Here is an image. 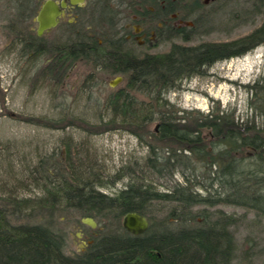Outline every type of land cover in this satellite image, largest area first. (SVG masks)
<instances>
[{"label":"trees","instance_id":"obj_1","mask_svg":"<svg viewBox=\"0 0 264 264\" xmlns=\"http://www.w3.org/2000/svg\"><path fill=\"white\" fill-rule=\"evenodd\" d=\"M191 30L172 33L189 41ZM98 42L81 34L74 54L67 43L46 68L64 75L74 64L87 61L113 76L123 75V86L102 104L101 120L79 121L92 134L123 130L135 135L147 149L145 162L140 169L127 165L105 175L106 169L98 171L80 157L84 149L79 146L88 143L77 145L67 136L62 139L65 155L55 151L51 161L43 160L34 169L27 166L30 180L18 178L11 164L14 182L0 192V264H233L236 240L230 228L247 213L228 214L219 206L254 210L264 219V74L251 85L252 118L243 121L231 108L185 110L178 115L180 109L170 102L169 93L219 61L264 46V20L233 42L173 45L167 54L143 58L116 41L103 46ZM37 44L34 40L28 45V52L38 53L31 61L56 54L46 41L43 48ZM36 120L62 130L75 125L70 116ZM178 171L183 180L165 188L146 176L150 172L171 180ZM125 178L128 183L118 192L103 191ZM35 189L42 194L24 192ZM155 203L167 210L160 220L151 215ZM70 210L97 218L105 228L75 255L66 253L68 234L60 221L68 219ZM131 211L149 217L146 233L134 235L124 229L123 217Z\"/></svg>","mask_w":264,"mask_h":264},{"label":"rangeland","instance_id":"obj_2","mask_svg":"<svg viewBox=\"0 0 264 264\" xmlns=\"http://www.w3.org/2000/svg\"><path fill=\"white\" fill-rule=\"evenodd\" d=\"M16 4L17 0H0V192L7 184L14 182L11 164L18 178L30 180L27 166L34 169L43 160L51 161L55 151H62L65 155L62 139L67 136H71L77 145L88 143L79 146L85 150L80 157L85 164L94 165L98 171L106 169L108 172L105 175H114L127 165L137 164L136 167L140 169L145 162L147 149L135 135L123 130L92 134L79 121L99 122L104 113L103 102L110 93L123 86L124 81L110 87L109 81L115 76L95 68L92 62L87 61L76 63L62 75L56 69L46 68L52 65L50 56L35 63V60L29 61L27 56L21 57L19 48L9 50L11 38L7 36L5 26L16 15ZM202 14L203 18L189 32V41L172 33L166 42L158 38L143 46L137 42L132 46L137 51L136 56L143 58L148 54H167L173 45L193 47L202 43L239 40L262 25L264 0H217L210 7H205ZM31 27L36 28L33 24ZM45 38L48 46L55 45L52 34ZM60 43L63 46L67 44ZM262 74L264 46L242 57L219 61L207 68L204 75L183 80L178 89L169 93V100L180 109L178 115L185 110L207 113L218 108H231L239 120H247L252 118L249 109L251 85ZM45 116H70L74 118L75 125L66 130L44 127L42 123H37L36 118ZM27 118L35 120L28 121ZM257 121L261 122L259 117ZM156 124L154 122L150 128L154 129ZM49 164L52 165V162ZM146 176L155 180L158 188L183 180L180 171L171 180L158 179L150 172ZM127 183L128 178H125L103 191L116 193ZM24 192L42 194L40 189ZM219 208L237 216L247 213V218L230 228L236 240L233 264H264V219L258 217L254 210L242 207L220 205ZM67 214L68 219L60 220L68 234L66 253L75 255L84 251L105 228L95 217H91L96 222V227H93L90 225H94L93 221L85 220L79 212L70 210ZM166 214V208L160 203L153 205L151 215L155 220H160Z\"/></svg>","mask_w":264,"mask_h":264},{"label":"flooded vegetation","instance_id":"obj_3","mask_svg":"<svg viewBox=\"0 0 264 264\" xmlns=\"http://www.w3.org/2000/svg\"><path fill=\"white\" fill-rule=\"evenodd\" d=\"M48 1H53L60 11L58 23L39 36L41 25L38 17ZM216 1L23 0L17 2L16 15L5 26L7 36L11 38L8 49L19 48L20 56H27L31 61L30 58L38 57L37 52H28L32 41H39L41 45L36 46L43 48L42 42L47 41L45 37L52 34V41L55 43L52 48L56 49V54L51 57L52 62L61 55L64 46L60 42H67L71 47L70 53L74 54L75 41L82 34L97 38L101 46L105 45V41H116L136 54L137 51L132 46L137 42L140 46L150 44L155 38L166 42L170 39L172 30L193 29L203 18V9ZM32 24L36 28H32Z\"/></svg>","mask_w":264,"mask_h":264},{"label":"water","instance_id":"obj_4","mask_svg":"<svg viewBox=\"0 0 264 264\" xmlns=\"http://www.w3.org/2000/svg\"><path fill=\"white\" fill-rule=\"evenodd\" d=\"M60 11L57 8L56 4L53 1H48V3L42 9L38 21L40 23L39 36H42L43 33L47 30L57 26V16ZM124 80L123 75H117L109 81L110 87H116ZM93 221L91 217H85V220ZM88 224V222L84 221ZM93 224H90L93 227H96V222L93 221ZM122 225L125 230L134 234L141 235L146 233L150 228V219L147 215L139 211H131L124 215L122 220ZM91 242V241H90Z\"/></svg>","mask_w":264,"mask_h":264}]
</instances>
